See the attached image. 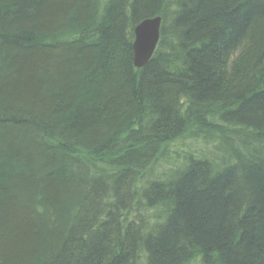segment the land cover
Returning <instances> with one entry per match:
<instances>
[{
    "label": "trees",
    "instance_id": "16d2710c",
    "mask_svg": "<svg viewBox=\"0 0 264 264\" xmlns=\"http://www.w3.org/2000/svg\"><path fill=\"white\" fill-rule=\"evenodd\" d=\"M0 264H264V0H0Z\"/></svg>",
    "mask_w": 264,
    "mask_h": 264
},
{
    "label": "water",
    "instance_id": "95a60500",
    "mask_svg": "<svg viewBox=\"0 0 264 264\" xmlns=\"http://www.w3.org/2000/svg\"><path fill=\"white\" fill-rule=\"evenodd\" d=\"M162 17H145L136 24L134 30V65L142 68L151 59L157 50V44L160 40V31L162 27Z\"/></svg>",
    "mask_w": 264,
    "mask_h": 264
},
{
    "label": "rangeland",
    "instance_id": "374dc122",
    "mask_svg": "<svg viewBox=\"0 0 264 264\" xmlns=\"http://www.w3.org/2000/svg\"><path fill=\"white\" fill-rule=\"evenodd\" d=\"M158 16V15H157ZM161 38V37H160ZM160 41V40H159ZM159 43V42H158ZM134 44V43H133ZM158 45V44H157ZM135 61V59H134ZM171 157L174 156L173 159H177L178 167H182L184 165V161L187 158L188 154H200L210 155V157H215L214 150H216V144L213 142H204L202 139L185 136L182 140L177 141L174 145H172ZM175 164V163H174ZM173 165L170 167H163L166 169L164 171L170 170V168H176Z\"/></svg>",
    "mask_w": 264,
    "mask_h": 264
}]
</instances>
